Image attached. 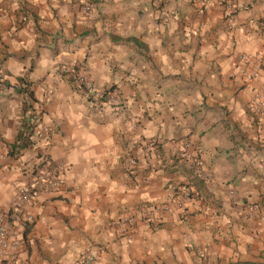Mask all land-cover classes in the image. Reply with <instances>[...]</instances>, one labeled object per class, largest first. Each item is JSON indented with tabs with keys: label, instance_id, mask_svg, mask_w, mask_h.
<instances>
[{
	"label": "crops",
	"instance_id": "crops-1",
	"mask_svg": "<svg viewBox=\"0 0 264 264\" xmlns=\"http://www.w3.org/2000/svg\"><path fill=\"white\" fill-rule=\"evenodd\" d=\"M231 1L233 28L216 0H0V210L38 166L64 167L58 191L25 203V264L91 251L95 264H264V114L249 108L264 100V0ZM186 146L201 170L177 156ZM132 153L138 174L125 166ZM186 184L183 209L118 232L121 215L173 204Z\"/></svg>",
	"mask_w": 264,
	"mask_h": 264
},
{
	"label": "built area",
	"instance_id": "built-area-1",
	"mask_svg": "<svg viewBox=\"0 0 264 264\" xmlns=\"http://www.w3.org/2000/svg\"><path fill=\"white\" fill-rule=\"evenodd\" d=\"M217 3L224 6L225 17L228 21L229 28L234 26V15L236 12V5L231 0H216ZM167 0H156V4L159 6ZM94 8V4L88 2L85 4V9L90 11ZM248 31V29H245ZM259 63L264 62V58H259ZM240 63L243 65L246 80L251 81L257 79L260 75L259 69H252L249 66L250 57L247 55H241L239 57ZM70 74V79L78 83L89 95L96 97L97 99H104L105 95L97 89L95 83L87 76L75 71L65 69ZM7 89L6 77L2 70H0V92H4ZM112 102L114 98L108 95L107 100ZM249 108L256 116L264 114V100L259 96L254 97L249 102ZM29 125H37L42 123V114H36L29 120ZM48 128L46 130L38 131L35 133L37 138L42 141L46 139ZM153 146L148 143L146 147ZM177 156L182 162L190 165L196 170H201L202 161L199 157L193 154L189 147H184L177 153ZM49 160V157L46 158ZM47 161V162H48ZM126 169L132 174H138V163L135 154L132 153L128 156L126 163ZM64 167L58 162H48V164L42 167L38 166L33 174L32 185L23 184L19 188V196L17 201L11 207L10 211L0 210V264H25V260L22 258V253L27 250L26 245L29 243L26 237V231L31 229L34 221V215L25 210V203L28 202L38 190L49 189L59 190L62 187V178L60 176ZM145 180L147 177H143ZM175 202L172 203H154L143 209L140 214L138 212L128 213L121 215L116 221L118 232L124 236H130L135 224L139 217L153 215H162L165 212H169L176 209H183L188 200L194 196V191L191 184H186L182 188H178L176 191ZM96 256L94 252H89L82 255L77 264H95Z\"/></svg>",
	"mask_w": 264,
	"mask_h": 264
}]
</instances>
